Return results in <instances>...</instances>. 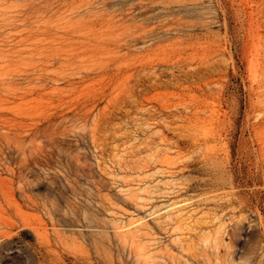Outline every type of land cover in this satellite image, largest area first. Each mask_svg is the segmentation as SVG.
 <instances>
[{
    "label": "rangeland",
    "instance_id": "374dc122",
    "mask_svg": "<svg viewBox=\"0 0 264 264\" xmlns=\"http://www.w3.org/2000/svg\"><path fill=\"white\" fill-rule=\"evenodd\" d=\"M187 6L0 0V264H257L264 0Z\"/></svg>",
    "mask_w": 264,
    "mask_h": 264
},
{
    "label": "bare ground",
    "instance_id": "6f19581e",
    "mask_svg": "<svg viewBox=\"0 0 264 264\" xmlns=\"http://www.w3.org/2000/svg\"><path fill=\"white\" fill-rule=\"evenodd\" d=\"M209 1L210 0H189V6H187V7H190L192 9H194V10H198V11L203 12V11L208 9ZM254 1H259V0H254ZM255 136L257 138V141L259 142L260 138L258 137V134H255ZM21 143H22V140H15L14 141V144L17 145L16 151H17L18 155L21 158L24 159L27 152L25 153L23 148L21 149ZM30 152H32V151H30ZM30 152H29V154H30ZM257 163L262 168V170L260 169V171H262L263 173L262 172L261 173L264 175V146H262V145H258V147H257ZM262 174H261V176H262ZM226 184L227 183L225 181H223V180L220 181L219 182V189L223 190L225 188ZM229 187L233 188V185H231V182L229 183ZM0 195H2V196L9 195V189H7V188L5 189L3 187V185H0ZM26 198L28 199L27 196H26ZM218 199H219V207H220V211L221 212H223L224 210L229 208V212L231 213L230 223H231L232 228L239 229L240 227H234V226H237L238 224H242V226H244V225H248L249 226L250 223L253 221V220H249V218H245V217H241V216H240V218H235V216H234L235 213L243 211V206L246 204V202L240 196H238V194L235 191H229L227 193H225L224 191H221L219 193V198ZM237 208H238V210H237ZM254 213L257 214V218H258L257 220H258L259 226L261 227V229L262 228L264 229V218L261 216V213H260L259 209H256V212H254ZM256 225H257V223H256ZM220 228L223 229V224L222 223L220 224ZM10 232H6V230L4 232H0V239L10 240L13 237L12 232L11 233ZM59 240H61L60 237H59ZM131 254H132V258L134 260V264H149V262L147 260H149L151 258V256L148 255L146 250H144L142 248H140V249L139 248H135L132 251ZM253 255H254V257H260V259L257 261V264H264V259H263V257H264V249L262 251H260V253L253 252ZM46 258H47V254L46 253H42L41 254L42 261H45ZM29 264H34V263H33V261H30ZM36 264H40V261L36 260ZM77 264H90V263H88V262H77Z\"/></svg>",
    "mask_w": 264,
    "mask_h": 264
}]
</instances>
